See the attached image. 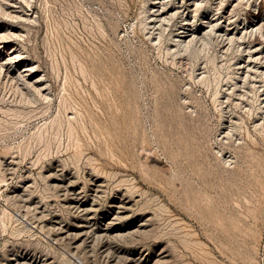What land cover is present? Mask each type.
<instances>
[{
  "label": "rangeland",
  "instance_id": "obj_1",
  "mask_svg": "<svg viewBox=\"0 0 264 264\" xmlns=\"http://www.w3.org/2000/svg\"><path fill=\"white\" fill-rule=\"evenodd\" d=\"M0 58V264H264V0H0Z\"/></svg>",
  "mask_w": 264,
  "mask_h": 264
},
{
  "label": "bare ground",
  "instance_id": "obj_2",
  "mask_svg": "<svg viewBox=\"0 0 264 264\" xmlns=\"http://www.w3.org/2000/svg\"><path fill=\"white\" fill-rule=\"evenodd\" d=\"M161 4V3H160ZM160 11V10H159ZM213 25V24H212ZM186 26H183L182 28V30L180 31V33L178 34V36H179V38L177 39L178 40V42H184L186 39H187V36H186V34H185V31H186V28H185ZM211 27H213V26H211ZM186 37V38H185ZM231 37V36H230ZM191 39V38H190ZM189 41V40H188ZM192 41V40H191ZM182 42V43H183ZM6 62H7V60L6 59H4V58H0V70L2 71L3 69H4V65L6 64ZM0 71V72H1Z\"/></svg>",
  "mask_w": 264,
  "mask_h": 264
}]
</instances>
